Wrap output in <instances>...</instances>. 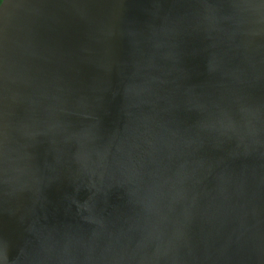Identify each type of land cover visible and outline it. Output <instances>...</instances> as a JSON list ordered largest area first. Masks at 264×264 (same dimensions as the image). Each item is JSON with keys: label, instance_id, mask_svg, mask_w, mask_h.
<instances>
[{"label": "water", "instance_id": "water-1", "mask_svg": "<svg viewBox=\"0 0 264 264\" xmlns=\"http://www.w3.org/2000/svg\"><path fill=\"white\" fill-rule=\"evenodd\" d=\"M0 264H264V0H2Z\"/></svg>", "mask_w": 264, "mask_h": 264}, {"label": "trees", "instance_id": "trees-1", "mask_svg": "<svg viewBox=\"0 0 264 264\" xmlns=\"http://www.w3.org/2000/svg\"><path fill=\"white\" fill-rule=\"evenodd\" d=\"M2 0H0V3H1Z\"/></svg>", "mask_w": 264, "mask_h": 264}]
</instances>
